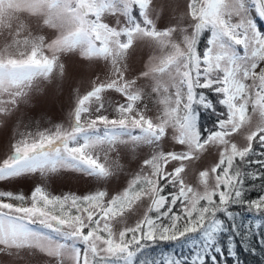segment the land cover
Wrapping results in <instances>:
<instances>
[{"label":"snow or ice","instance_id":"6c2138e0","mask_svg":"<svg viewBox=\"0 0 264 264\" xmlns=\"http://www.w3.org/2000/svg\"><path fill=\"white\" fill-rule=\"evenodd\" d=\"M188 7L192 31L183 36L181 47L172 40L174 28L157 30L151 18L157 11L153 0H0V35L6 41L0 49V114H10L38 80H49L57 69L62 74V54L107 61L114 77L78 97L70 128L57 125L54 131L21 134L12 154L0 163V181L63 168L109 177L112 171L94 154L97 149L107 159L108 152L121 144L159 147L169 129L175 143L184 146L180 151L152 153L144 160L147 172L136 174L127 188L111 198L104 191L83 197L53 196L40 186L30 197L0 191V252L43 253L57 258V264H63L65 255L73 264H137L138 254L149 241H178L190 233H202L191 264H217L216 254L223 251L217 236L225 230L218 213L234 220L229 205L243 203L249 211L264 213V195L243 199L245 178L256 179L243 166L255 162L264 167V160L248 159L256 154L253 141L261 149L258 155L264 156V32L250 15L254 8L264 18V0H190ZM108 16L123 18L124 23L110 26L104 22ZM33 24L51 30L52 35L34 34ZM206 32L210 34L206 48L199 51ZM139 38L171 49L159 66L141 73L157 81L153 92L163 91L159 100L163 108L155 121L145 114L146 107H138L144 96L137 86L139 77L126 78L121 67ZM164 73L175 88L172 93L159 83V74ZM198 89L218 94L223 108L215 129L203 138L197 106L216 109ZM108 90L125 100L111 119L98 114L104 109L102 94ZM250 107L259 112L260 124L246 136L247 145L239 147L231 137L249 123ZM210 144L222 150L210 170L213 186L208 183L210 172L200 173L204 187L200 192L187 185L182 174L185 162L198 158ZM169 164L171 171L166 170ZM145 199L149 203L143 219L117 235L111 222ZM178 206L180 211L174 212ZM260 227L257 222L256 228ZM230 254L236 255L235 251ZM162 264L184 262L167 257Z\"/></svg>","mask_w":264,"mask_h":264},{"label":"rangeland","instance_id":"374dc122","mask_svg":"<svg viewBox=\"0 0 264 264\" xmlns=\"http://www.w3.org/2000/svg\"><path fill=\"white\" fill-rule=\"evenodd\" d=\"M189 3L190 0H153V4L157 6V11L152 13L151 18L155 21L157 30L163 31L174 28L172 40L180 43L181 47H183V36L191 34L192 31L190 25L193 21L189 15ZM250 15L257 27L264 32V18L260 17L254 8H252ZM104 22L113 27L117 26L118 23H124L123 18L118 21L113 16H108ZM32 27L34 34L38 33L46 37L52 35L51 30L35 24ZM209 35L207 32L204 33L201 36V41ZM5 43L4 36L0 35V49ZM198 50L202 51L201 44L198 45ZM169 51H171L170 48L161 47L150 38H139L128 49L121 63V67L125 69L126 78L139 77L137 86L142 88L144 96L138 107L141 109L146 107L145 114L153 118L154 121L163 108L159 103L163 91L161 93L153 92L152 87L157 81L151 76L143 77L141 73L159 66ZM60 63L64 66L62 74L57 69L49 80H38L28 97L18 101L17 107L10 114H0V163L12 154L13 145L22 138L21 134H36L46 130L54 131L57 125L63 126L65 129L70 128L72 113L78 97L87 94L95 84L114 78L111 64L102 59L93 58L89 61L78 53H69L61 55ZM259 70L258 68L257 72ZM159 83L162 89L164 86L169 87V93L175 91V88L171 87V80L167 73L159 74ZM198 91L202 92L212 102L218 97V94L211 89H198ZM102 98L104 109L98 114L108 115L110 119L116 116L114 109L125 102L124 97L113 90L103 93ZM249 116V123L239 133H235L231 137L232 142L239 147L247 145L246 136L260 124L261 118L258 111L253 112L250 107ZM183 148L184 146L177 145L171 138V129H169V134L159 147L143 144L133 147L130 143L121 144L117 146L116 151L108 152L107 159H105L104 151L97 149L94 154L99 155L100 162L106 163L112 171V175L109 177L96 178L74 169L63 168L48 174L42 175L37 172L0 181V191H11L14 194L30 197L32 191L40 186L53 196L76 195L83 197L104 191L108 194V198H111L127 188L128 183L136 174L142 171L147 172V168L144 167V160L150 158L152 153L161 150L165 152L180 151ZM221 150V146L210 144L204 152L198 155V158L186 161L185 172L182 174L185 183L202 192L204 187L200 182V173L209 171L208 183L210 187L213 186L214 175L211 174L210 170L218 163ZM172 168L173 165L169 164L166 170L171 171ZM148 203L146 199L136 202L125 211L122 217L111 222L117 235L123 228L134 227L138 221L143 219ZM0 264H57V258L49 257L43 253L32 255L27 251L19 253L15 251L0 252ZM63 264H73L69 255H65Z\"/></svg>","mask_w":264,"mask_h":264},{"label":"trees","instance_id":"16d2710c","mask_svg":"<svg viewBox=\"0 0 264 264\" xmlns=\"http://www.w3.org/2000/svg\"><path fill=\"white\" fill-rule=\"evenodd\" d=\"M207 38L205 36L200 42L202 51L206 48ZM219 98L218 96L212 102L216 111L198 106L199 126L203 135L214 130L217 120L222 118L219 115L223 111L218 103ZM252 146L256 154L248 159L264 160V156L258 155L261 149L256 141L252 142ZM243 167L246 172L256 174V179L245 178L243 199L246 202L256 200L264 195V175H260L264 173V167L255 162L245 164ZM168 191L169 189L166 188L165 193ZM179 211V206L174 209V212ZM229 211L233 213L234 220L225 213H218V217L224 221L225 230L217 236V246L223 250L222 253L216 254L217 264H264V213L249 211L247 203L230 204ZM257 222L261 225L259 229L256 228ZM202 241V233H190L187 238L178 241L160 239L149 241L147 247L138 254L137 264L141 260L161 261L162 264L167 257H175L181 259L184 264H191V258L199 251ZM232 251H235V256L230 254Z\"/></svg>","mask_w":264,"mask_h":264}]
</instances>
